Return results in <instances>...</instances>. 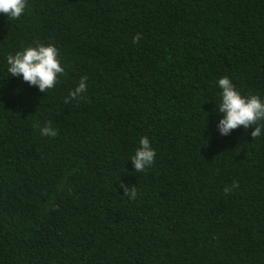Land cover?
<instances>
[{
    "label": "trees",
    "instance_id": "1",
    "mask_svg": "<svg viewBox=\"0 0 264 264\" xmlns=\"http://www.w3.org/2000/svg\"><path fill=\"white\" fill-rule=\"evenodd\" d=\"M37 42L64 68L47 93L7 70ZM224 76L264 101V0L0 13V264H264V127L220 134ZM48 122L57 136L41 134ZM145 136L155 160L137 173Z\"/></svg>",
    "mask_w": 264,
    "mask_h": 264
},
{
    "label": "clouds",
    "instance_id": "2",
    "mask_svg": "<svg viewBox=\"0 0 264 264\" xmlns=\"http://www.w3.org/2000/svg\"><path fill=\"white\" fill-rule=\"evenodd\" d=\"M27 6V0H0V13L5 14L8 19H19ZM141 36L137 34L133 43H139ZM8 72L11 76L22 77L23 82L30 86L38 87L41 92L47 93L49 89L55 87L58 76L64 72L59 59L58 49L54 45H44L37 42L35 46H29L18 51L15 55L7 57ZM218 86L222 89L221 102L218 107L222 118L219 120L217 128L222 136H228L233 130L240 128H254L251 136L256 139L261 135L264 124V101L258 95H242L231 82L230 78L224 76L218 80ZM87 89V77L83 76L76 88L69 92L64 103L76 99ZM44 136L55 137L57 130L48 125L41 128ZM155 150L151 147L149 138L142 137L140 147L131 157V162L137 173L145 171L155 160ZM124 195L130 199L137 198L135 186L129 188L127 184L121 183ZM233 187H238V182H234ZM231 188H225V193Z\"/></svg>",
    "mask_w": 264,
    "mask_h": 264
}]
</instances>
